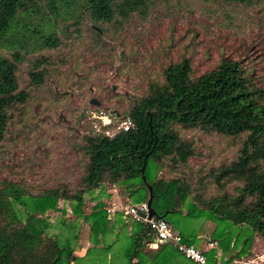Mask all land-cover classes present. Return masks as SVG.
Here are the masks:
<instances>
[{"label": "trees", "instance_id": "trees-1", "mask_svg": "<svg viewBox=\"0 0 264 264\" xmlns=\"http://www.w3.org/2000/svg\"><path fill=\"white\" fill-rule=\"evenodd\" d=\"M151 3L48 0L40 11L34 0H0V141L15 110L30 97L26 87H19L18 64L28 63V87L43 84L48 59L42 50L60 42L57 18L71 17L73 31L79 32L85 15L90 32L98 35L104 24L121 26L133 13L144 16ZM32 52L36 56L28 58ZM125 114L132 121L128 129L82 136L76 148L83 157L82 173L74 190L59 184L32 192L14 181H0V264H196L171 243L144 251L154 235L146 223L124 217L122 209L106 223V203L99 196L104 185L119 184V194L137 202L148 193L142 178L151 186L153 217L168 221L187 242L196 245L201 239L202 220L215 223L204 236L223 253L203 250L208 264H231L250 253L254 238L264 240V88L239 60L222 56L212 68L192 75L188 57L182 56L162 69L161 81L148 82ZM178 128L237 141L234 157L208 171L219 186L235 181L232 191L205 196L179 175H158L164 166L175 170L196 154L193 139L182 137ZM56 211L52 222L50 212ZM82 224L93 245L75 255Z\"/></svg>", "mask_w": 264, "mask_h": 264}, {"label": "rangeland", "instance_id": "rangeland-1", "mask_svg": "<svg viewBox=\"0 0 264 264\" xmlns=\"http://www.w3.org/2000/svg\"><path fill=\"white\" fill-rule=\"evenodd\" d=\"M34 1L40 11L46 10L48 0ZM56 20L60 42L42 50L48 59L43 84L28 87V63L18 64L19 87H26L30 97L15 110L0 141V181H14L32 192L59 184L74 190L82 173L83 157L76 151L82 136L100 130L107 116L125 114L148 82L161 81L162 69L182 56L188 57L192 75L212 68L222 56L237 59L264 88V0H152L144 16L133 13L121 26L104 24L105 31L98 35L90 32L85 15L78 23L79 32L73 31L71 17ZM34 56V52L27 55ZM178 133L193 139L196 154L175 170L164 166L158 175H179L193 192L200 190L205 196L232 191L235 181L219 186L208 171L234 157L237 141L197 128H178ZM119 189V184H105L99 196L111 209L107 211L111 217L122 209L130 218L124 207L139 201L121 196ZM84 196L90 205L89 194ZM59 205L68 207L63 200ZM58 214L50 212L49 220L55 222ZM201 224L205 234L215 225L209 219ZM79 229L75 251L86 241L87 248L93 245L88 226ZM207 241L203 236L196 246L205 247ZM212 247L223 253L215 241ZM148 249L145 244L143 250ZM261 263L264 240L257 238L249 254L231 262Z\"/></svg>", "mask_w": 264, "mask_h": 264}, {"label": "built area", "instance_id": "built-area-1", "mask_svg": "<svg viewBox=\"0 0 264 264\" xmlns=\"http://www.w3.org/2000/svg\"><path fill=\"white\" fill-rule=\"evenodd\" d=\"M102 123L103 127L100 129H103V132L107 135H112L118 130H126L132 125V121L128 115H118L116 113L107 116L106 119L102 120ZM106 210L109 212L111 209L107 208ZM124 211L130 216L131 220L142 221L147 224L150 232L154 235V239L148 242V244L157 246V244L161 243H171L176 250L196 264H208L203 250L213 246V241L208 240L205 243V247L187 242L168 221L160 217H153V215L148 216L146 199L125 206Z\"/></svg>", "mask_w": 264, "mask_h": 264}, {"label": "crops", "instance_id": "crops-1", "mask_svg": "<svg viewBox=\"0 0 264 264\" xmlns=\"http://www.w3.org/2000/svg\"><path fill=\"white\" fill-rule=\"evenodd\" d=\"M115 194H116V192H115ZM114 194V195H115ZM107 218H109L106 222L108 223V224H111L112 222H113V220H114V217H111V214L110 213H107ZM205 235V232H203L201 229H199V231H198V234H197V236L198 237H203ZM89 244H90V242L89 241H86V243H85V245L83 246V247H81V249L80 250H74L73 252H75L74 254L75 255H83V250H85L86 248H87V246H89ZM148 244V243H147ZM149 245V248H152L153 247V245L152 244H148ZM155 247V246H154ZM83 252V253H82ZM89 264H106V263H99V262H90Z\"/></svg>", "mask_w": 264, "mask_h": 264}, {"label": "water", "instance_id": "water-1", "mask_svg": "<svg viewBox=\"0 0 264 264\" xmlns=\"http://www.w3.org/2000/svg\"><path fill=\"white\" fill-rule=\"evenodd\" d=\"M90 101L91 102H94V103L97 102L95 98H90ZM142 179H143V182H144V184H145V186L147 188V192H148L147 193V197H146V202H147V205H148V216H151V215H154V211H153V209L150 206L151 195H152V193H151V186H150V184L144 178H142Z\"/></svg>", "mask_w": 264, "mask_h": 264}]
</instances>
